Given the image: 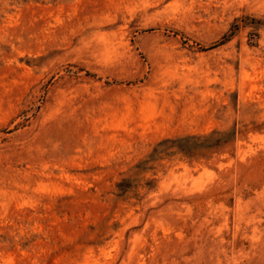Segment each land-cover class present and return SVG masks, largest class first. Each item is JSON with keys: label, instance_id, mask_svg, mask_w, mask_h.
I'll list each match as a JSON object with an SVG mask.
<instances>
[{"label": "rangeland", "instance_id": "rangeland-1", "mask_svg": "<svg viewBox=\"0 0 264 264\" xmlns=\"http://www.w3.org/2000/svg\"><path fill=\"white\" fill-rule=\"evenodd\" d=\"M0 264H264V0H0Z\"/></svg>", "mask_w": 264, "mask_h": 264}]
</instances>
